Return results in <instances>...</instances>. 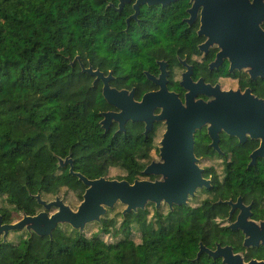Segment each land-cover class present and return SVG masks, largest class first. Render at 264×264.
I'll list each match as a JSON object with an SVG mask.
<instances>
[{
    "label": "trees",
    "instance_id": "1",
    "mask_svg": "<svg viewBox=\"0 0 264 264\" xmlns=\"http://www.w3.org/2000/svg\"><path fill=\"white\" fill-rule=\"evenodd\" d=\"M120 1L0 0L4 222L40 212L43 207L34 198L38 193L49 200L61 198L66 189V195L83 200L86 186L69 166H59V158L71 155L74 170L90 179L107 178L113 167L126 172L121 180L132 183L143 176L154 146L142 137L126 143L109 141L101 113L112 106L102 94V82L94 83L95 77L83 72L82 64L105 75L111 72L112 86L136 87L140 97L155 88L144 71L157 74V59L167 60L173 68L172 44L192 41L181 32L189 3L143 5L128 25L135 0L119 10ZM169 87L180 89L172 75ZM118 204L122 203L108 209L91 236L69 224L58 225L52 237L26 229L10 231L6 241L0 235V264H149L156 253L152 249L142 254L135 232L146 229L145 240L168 233L152 230L149 208L112 216ZM125 229L129 232L122 237Z\"/></svg>",
    "mask_w": 264,
    "mask_h": 264
},
{
    "label": "flooded vegetation",
    "instance_id": "2",
    "mask_svg": "<svg viewBox=\"0 0 264 264\" xmlns=\"http://www.w3.org/2000/svg\"><path fill=\"white\" fill-rule=\"evenodd\" d=\"M187 1L189 5L181 20V32L190 35L192 41L172 44L169 59L176 63L173 68L167 60L157 59L158 73L144 72L159 77V63L164 62L168 87L172 75L180 89H169L174 90L183 103L189 90L181 82L184 74L189 72L193 83L200 80L203 83V87L197 86L196 90L204 93L200 92L195 100L208 102L217 98L218 94L213 92L217 88L219 94L231 93L228 96L230 101L239 96L237 103L244 106L221 110L223 114L217 118L220 121L217 126L210 122L193 125L195 161L209 183L197 187L186 203L171 206L162 200L157 206L149 201L146 208L151 209L148 221L153 222L152 230H164L168 234L145 240L147 231L141 228L137 243L142 254L154 249L156 254L149 264H262L264 138L260 130H264V43L209 42L202 29V7L193 15L190 11L193 3ZM260 27L264 31V20ZM178 69L181 73L176 78ZM154 86L146 92L159 89ZM133 88L136 89H122L131 91ZM144 94L137 97L136 89L135 100L140 101ZM252 100L259 101L261 108L251 106ZM111 106L103 112H119L118 108ZM160 113V108L153 111L154 116ZM123 122L121 128L120 121L112 118L107 131L102 128L109 141L117 139L126 143L140 137L150 139L154 149L150 152L148 164L161 161L160 144L167 128L166 121L154 120L150 129H147L145 120L127 117ZM143 176H148L149 180L161 178L144 173ZM146 208L139 210L144 213ZM128 232L129 229H125L122 237Z\"/></svg>",
    "mask_w": 264,
    "mask_h": 264
},
{
    "label": "water",
    "instance_id": "3",
    "mask_svg": "<svg viewBox=\"0 0 264 264\" xmlns=\"http://www.w3.org/2000/svg\"><path fill=\"white\" fill-rule=\"evenodd\" d=\"M177 0H135L133 3L134 13L127 19V23L138 18L143 5L167 4ZM190 11L194 15L202 7V29L209 37V42L221 43H264V31L261 30L260 23L264 20V0H191ZM132 0H121L118 9L121 10L126 3ZM79 59V57L77 58ZM80 60V59H79ZM161 73L159 77L144 72L150 81L159 87L158 90L146 92L140 101L135 100V90L118 89L112 87L110 82L113 75L110 72L105 75L99 69L92 66L84 67L83 72L95 77L94 83H103L102 94L106 101L119 109V112H103L101 120L102 128L108 129V124L112 118L120 121L123 127V119L127 117L133 120L147 121V129H150L154 120L166 121V131L160 144L161 161L151 162L146 166L143 173L145 175H155L161 178L155 180L136 179L134 182L128 180L108 179L100 177L90 179L80 172L74 170L72 156L59 158V166H69V171L76 176L86 186L83 200L76 210L65 203L59 196L52 201L42 198L41 194L34 195L39 205L44 210L35 215L23 213V217L12 223H6L0 214V235L4 241L10 231L28 230L38 235H49L52 237L53 230L58 225L69 224L73 229L82 232L90 223H100L101 218L108 209L115 207L117 203L126 206L123 214L146 208V204L151 201L158 206L162 200L171 206L186 203L190 195H193L197 187L208 185L201 174V169L197 165L194 157L193 146V125L210 122L217 126L220 121L217 119L223 113V109L244 106L235 101H230L228 96L231 93L219 94L217 98L205 102L195 100L202 92L196 90L197 86L203 87L200 80L193 83L189 72L184 74L181 84L189 91L186 93V102L180 99L179 95L168 87V71L166 64L160 62ZM207 88V87H206ZM251 106L261 108V103L256 100L251 101ZM161 109L157 116L153 111ZM222 110V111H221ZM147 117H150L148 120ZM122 118V120H121ZM264 138V130H260ZM178 157L181 160H173ZM57 211L50 213L51 210ZM264 264V263H262Z\"/></svg>",
    "mask_w": 264,
    "mask_h": 264
},
{
    "label": "rangeland",
    "instance_id": "4",
    "mask_svg": "<svg viewBox=\"0 0 264 264\" xmlns=\"http://www.w3.org/2000/svg\"><path fill=\"white\" fill-rule=\"evenodd\" d=\"M180 73L179 72V69H178V72H177V76L176 78H179L180 77ZM126 172L122 169H119V168H116V167H113L112 169H110L109 171V174L107 175V178L108 179H118V180H121L119 178H123L125 176ZM141 179H149L148 176H140ZM61 198L65 201V203H67L68 205H70L74 210L77 209V207L79 206V204L81 203V201L73 194V193H69L66 195V189H63L62 193L60 194ZM54 198H51V199H47L48 201H52L54 200ZM0 204H1V198H0ZM126 208V206L124 204H118L115 212L112 213V216H114L115 213L117 212H121L123 211L124 209ZM42 210H44V208H42ZM40 210V211H42ZM57 211V209H53L51 210V213ZM150 213H151V210H150ZM23 217V215H17V219L14 221V222H17L19 221L21 218ZM148 218H151V216H148ZM121 217H118V223L121 222ZM65 225V224H64ZM100 229L98 223L94 222V223H90L88 224L85 229L83 230L85 232V234H87L88 236H91L92 234L96 233L98 230ZM107 240H111L110 238V235H107L105 237ZM134 240L138 242V239L140 238L139 237V233L138 235L136 234L135 232V235H134Z\"/></svg>",
    "mask_w": 264,
    "mask_h": 264
}]
</instances>
